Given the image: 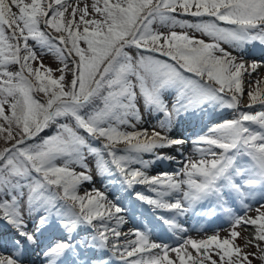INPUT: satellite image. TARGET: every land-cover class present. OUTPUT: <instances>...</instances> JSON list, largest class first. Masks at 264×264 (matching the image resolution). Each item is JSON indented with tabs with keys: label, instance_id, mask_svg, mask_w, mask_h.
I'll use <instances>...</instances> for the list:
<instances>
[{
	"label": "snow or ice",
	"instance_id": "obj_1",
	"mask_svg": "<svg viewBox=\"0 0 264 264\" xmlns=\"http://www.w3.org/2000/svg\"><path fill=\"white\" fill-rule=\"evenodd\" d=\"M176 28L194 29L211 42ZM257 43L264 46V0H92L91 11L79 0L77 6L72 0H0V232L12 233L0 236V245L11 249L0 253V264H25L28 248L53 231L67 238L41 250L45 264H96L82 260L81 249L109 251L123 264H251L234 241L240 226L253 227V238L264 241V81L247 93V107H261L240 111L243 77L258 65L222 45L243 50ZM45 50L62 65L58 77L43 64ZM220 107L238 111L194 141L198 159L189 158L182 173L147 175L151 161L143 153L171 159L156 150L185 143L166 134L173 123ZM141 108L156 116L159 130H135ZM50 128L53 134L41 135ZM89 157L101 175L118 176L122 186L147 185L156 198L135 197L157 209L183 215L206 205L210 214L224 213L229 238L189 237L169 246L146 232H121L122 206L98 190L79 194L93 179ZM257 196V215L248 216ZM237 202L243 215L232 207ZM162 219L183 231L174 219ZM85 226L91 240L74 243Z\"/></svg>",
	"mask_w": 264,
	"mask_h": 264
},
{
	"label": "rangeland",
	"instance_id": "obj_2",
	"mask_svg": "<svg viewBox=\"0 0 264 264\" xmlns=\"http://www.w3.org/2000/svg\"><path fill=\"white\" fill-rule=\"evenodd\" d=\"M91 3H92V0H79V7L80 8H83L85 6V4H87L89 6V10L91 11ZM72 4L73 6H77V0H72ZM70 13H71V8H69L68 10V13H66V15H69L70 16ZM78 16H79V13L77 14V19H78ZM177 16V19H180V20H186L190 23H196V22H199L200 18H196V17H192L190 15H179V14H176ZM204 19H207L206 17ZM155 28H157L159 31H162V32H167L168 29L163 27L162 25H160L159 23L155 24L154 25ZM175 31H177L178 33L179 32H187L190 36H195L197 39H203L205 40V42H211L210 38L209 37H206V36H203L201 33L199 32H196L194 29H180V28H176ZM30 44H33L34 45V42L33 41H29ZM254 44H249V45H246L244 46L243 50L239 49V48H233L232 46L230 45H222L223 47H225V49L229 52L232 53V55L234 56H237V57H240L241 55L244 57V60L246 62L247 65H249L250 62H255L258 67L256 69L255 72H251V74L249 73H245L244 77H243V80H244V95L243 97L241 98V102H240V105H239V110L240 111H251V112H255L256 110H258L261 106L260 105H255L253 108L251 109H246V106L245 105H248L249 104V97L247 95V93L251 90H253L255 87L259 86L257 85V81H264V62L262 61H258V59L256 60V58H252V59H248L250 60L249 62L245 59V53L247 52H251L250 50H252L251 48H254L253 47ZM259 45V44H257ZM35 46V50L39 53L40 52V49H39V46L38 45H34ZM83 46V45H82ZM255 47H257L255 45ZM260 47V46H259ZM133 52H135V49L131 50ZM158 58H161V59H166L164 57H158ZM42 61H43V64L48 67V68H51L53 69V75L58 77L61 73L59 71H56V69L62 67V65L60 64V61L58 60V58L56 57V55L52 52H48L47 50H45L44 54L42 55L41 57ZM33 63V67H36L39 63V61H35V62H32ZM251 64V63H250ZM11 70L12 71H16L18 70V66H11ZM250 71V69H249ZM72 78V74L70 72L66 73V80H70ZM169 102H171V100L173 99L172 97H169ZM225 107H220L219 111L217 110L214 114V120L216 121L214 124L216 123H220V122H223L224 120H230V119H233L235 118L236 114H237V111L238 110H235V109H229V108H225ZM228 111L229 113V116L230 117H225L223 118V120H218V116H219V113L221 111ZM141 113H142V116H143V120L138 123L136 125V129L135 130H144V129H147L149 134L151 133V131L153 130L154 127H156L157 130H159L158 128V121H157V118L156 116L153 114V115H148L143 108H141ZM191 118L190 116H186L183 120H185L186 118ZM180 119V118H179ZM212 124V125H214ZM179 127V126H177ZM175 128L171 127L169 130H167L166 134L170 137V138H181L184 140V137H175L173 135V130ZM128 130H133V129H128ZM206 132V130L204 129V132L202 134H204ZM198 137V136H197ZM190 143V144H188ZM95 145L96 146H99V142H95ZM4 145L2 144V142H0V147H3ZM121 148H123L124 146L120 145ZM176 147H179L181 152H183V155L181 158H179V160H183L182 162V165H180L177 169L180 170V168L183 166H185V164L188 162L189 158H188V155L190 152H193L194 154H197V148L199 147L198 145L194 144L193 140H188V139H185V143L181 146H176ZM186 149V150H184ZM157 152L160 153V150L158 151L157 149ZM187 154V155H186ZM187 156V158H186ZM142 158L145 159V160H148V161H152L150 164H154V163H158L159 160L156 159L155 155H153L152 157H144V155L142 154ZM90 161H93L90 165H89V171L92 173V176H93V179L91 182H84L81 184L80 188H79V194L80 195H84L85 193H93L94 190H98L100 191L102 194H104L109 201L111 202H114L116 203V196L115 194H111L110 192V187H111V184H113L112 180L115 178V176H106L103 178V176L95 169V165H94V159L92 157H89L88 158ZM135 167H140V166H135ZM175 170V169H174ZM76 171H83V169H80L79 167H76ZM144 171L147 173V175L149 176H156L155 174H160V173H164L163 170L161 169H144ZM182 171V169H181ZM119 184V183H118ZM142 190L144 191H148V186L145 185L143 186ZM149 192V191H148ZM259 207V206H258ZM257 207H255L256 209ZM252 211V217H255L257 215V212L255 211ZM261 211H264V208L261 209ZM30 224V223H29ZM34 224L32 223L31 225H29V227H33ZM114 226V225H113ZM231 228L226 231V234L223 236V235H219L220 237L223 236L225 238H229V232H230ZM240 235L238 238H236V240L234 241V243L241 248L242 250V254H247L248 255V259L251 261V264H264V260H261L259 259V257L261 255H264V241H259V240H255L253 237L255 236V229L254 228H251V232L249 233H242L241 230L239 228L236 229ZM87 231V227H84L81 229L80 232V238L81 240H91V233H87L84 237H83V234L82 232H86ZM55 231L51 232V233H48L49 235H44L43 237H40V242H41V245H43V247H37L38 249H36L35 252H33L31 255L33 257H38L39 255V251L41 252V250L46 247L48 244L44 245L42 243H44L47 239H51L52 235L54 234ZM126 232H131V230H126ZM58 233H62V232H58ZM198 233V232H196ZM193 235L192 239H206L208 237H210L211 235H214L216 233H204V234H201V233H198ZM64 234V233H62ZM0 236H2L3 238L5 239H10L11 236H12V233L11 232H8V233H2L0 232ZM67 236L66 234H64V236L62 237H56L54 238L53 241H50V243L56 241V240H61V239H66ZM78 238V237H77ZM189 238V237H188ZM76 242H79V240L77 239L76 241H74V243ZM257 245L259 247H257ZM42 248V249H40ZM38 252V254H37ZM0 253H3L5 255H9L11 253V249L10 247H3L2 245H0ZM174 255V254H173ZM89 257H82V259H85L87 260ZM213 259H218L216 256H213L212 257ZM34 264H45V258L41 255V261H38V262H35Z\"/></svg>",
	"mask_w": 264,
	"mask_h": 264
},
{
	"label": "bare ground",
	"instance_id": "obj_3",
	"mask_svg": "<svg viewBox=\"0 0 264 264\" xmlns=\"http://www.w3.org/2000/svg\"><path fill=\"white\" fill-rule=\"evenodd\" d=\"M245 56H250V57H252L251 55H249L248 53H245ZM253 56L255 57V56H257V57H261V55H260V53H258L257 51H254L253 52ZM168 149V148H167ZM171 150H176V148L175 147H171ZM151 166H155V165H151ZM124 238L122 237V240H123ZM25 256H30V252L27 250L26 251V253H25V255H24V257Z\"/></svg>",
	"mask_w": 264,
	"mask_h": 264
},
{
	"label": "trees",
	"instance_id": "obj_4",
	"mask_svg": "<svg viewBox=\"0 0 264 264\" xmlns=\"http://www.w3.org/2000/svg\"><path fill=\"white\" fill-rule=\"evenodd\" d=\"M54 131H55L54 128H50V129H47L44 133H41V135L42 136H44V135H51V134L54 133Z\"/></svg>",
	"mask_w": 264,
	"mask_h": 264
}]
</instances>
